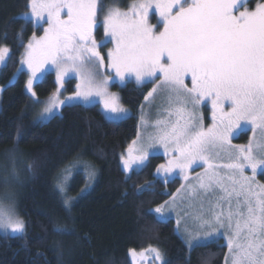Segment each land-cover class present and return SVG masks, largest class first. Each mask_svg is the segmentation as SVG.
<instances>
[{"label":"snow or ice","instance_id":"obj_1","mask_svg":"<svg viewBox=\"0 0 264 264\" xmlns=\"http://www.w3.org/2000/svg\"><path fill=\"white\" fill-rule=\"evenodd\" d=\"M28 7L37 26L43 21L48 27L26 46L22 64L30 73L27 90L36 95L33 81L49 70L46 65L55 70L58 86L41 119L65 104L59 97L66 77L79 81L67 101L98 100L117 119L127 110L120 97L108 90L111 72L121 83L134 77L138 85L156 84L145 100L163 92L166 114L155 120L152 134L144 140L138 136L128 146L121 156L124 172H135L133 165L143 166L150 155L148 148L157 144L171 156L157 168V175L163 173L169 179L179 170L188 181L189 169L204 166L195 184L181 185L170 203L155 209L158 219H167L164 213L175 209L186 189L188 197L201 198L199 210L186 213L191 218V225L185 224L184 229L190 249L204 246L198 240L201 234L210 237L218 227H226V264H264V185L256 181L257 170L264 169V3L251 11L241 0H140L127 11L118 7L105 11L102 0H29ZM152 8L159 14L162 31L159 23L149 22ZM100 13H104L106 39L97 42L94 30L99 28ZM107 43L113 47L105 56L101 49ZM8 57L9 49L0 47V65ZM102 69L107 74L101 75ZM187 76L191 87L185 83ZM205 101L212 107L208 127L197 114V106ZM141 120L147 125L143 116ZM242 127L250 128L252 135L246 145H233V136ZM246 168L251 169V176L245 174ZM57 188L65 191L63 181H58ZM209 194L216 197L215 202ZM203 199H209L207 211ZM176 223L179 228L181 221ZM0 228L13 234L25 228L12 199L0 200ZM146 254L168 264L156 248L139 253L129 250L133 264L136 257L143 260Z\"/></svg>","mask_w":264,"mask_h":264},{"label":"trees","instance_id":"obj_2","mask_svg":"<svg viewBox=\"0 0 264 264\" xmlns=\"http://www.w3.org/2000/svg\"><path fill=\"white\" fill-rule=\"evenodd\" d=\"M262 2L243 4L252 10ZM28 4L29 0H0V47L10 51L0 72L1 85L16 70L23 44L39 31L21 17ZM25 82L21 72L0 92V161L11 151L23 158L16 207L25 225L17 235L0 233V264H131L130 249L141 252L150 247L168 264H224L226 246L212 242L190 249L172 220L161 222L153 213L180 184L178 179L164 184L155 178L162 156L150 157L143 168L128 175L122 171L120 155L137 136V114L152 83L128 82L117 89L121 103L132 112L119 122L106 120L97 106L72 105L38 123L27 109ZM73 85L71 81L67 90ZM54 88L52 75L34 86L40 98ZM245 140L244 133L234 139ZM78 161L89 163L96 178L86 188V176L76 171L64 196L56 188L57 177ZM257 181L264 185V170ZM143 185L151 187L138 194Z\"/></svg>","mask_w":264,"mask_h":264},{"label":"rangeland","instance_id":"obj_3","mask_svg":"<svg viewBox=\"0 0 264 264\" xmlns=\"http://www.w3.org/2000/svg\"><path fill=\"white\" fill-rule=\"evenodd\" d=\"M122 0H117V1H104L102 0V4L104 6L105 11H107L108 8L110 7H118L121 11H127L129 5L133 4V3H138L140 2V0H129L125 3L124 6L119 5V3ZM242 3L245 2V0H241ZM264 3V2H262ZM260 3H257L252 10H254L257 5ZM247 6V4H246ZM243 10V8L241 9ZM251 11V10H250ZM236 14L238 15L239 12H236ZM62 15H65V13H62ZM103 15L104 13H100L99 16V28L98 30H94V36L95 39L97 40V42L106 39L104 36V29H103ZM149 15H150V24L155 26L158 23L160 24V28L159 30L162 31L163 30V25L162 22H160V17L159 14L155 12V9L152 8L149 10ZM21 17L26 21H30L33 25V28L38 29V32H34L29 39L23 44V48H22V52L20 54L19 60H18V65L16 70L13 72V74L7 79V81L5 82V85H1L0 84V92L3 89V87H5L6 85L12 84L15 82L17 76L23 72L26 75V82H25V91L29 97L28 100V111L29 113H31V115L33 116V119L35 122L38 123H45L47 122L49 119H51L52 117L59 115L61 112V109L65 106H72V105H82L85 107H91V106H97L99 111L102 113V115L104 116V118L106 120L109 121H113V122H119L121 120H124L130 116H132V112L129 108H127L126 106H124L122 103V107H124L127 110V114H121L122 118H114L115 114L112 113H106L103 109V106L99 103L98 100H95L92 103H88L86 101L83 100H79V101H67V97L69 96H74L75 91H76V84L79 82L78 80L75 79L74 76H72L71 78H67L66 77V83L64 84V86L60 89L61 95L59 97V99L64 100L65 104L62 105L59 109L54 110V113L51 114L50 116H47L44 119H41V116L43 114V108L46 106L49 98L51 97V95L53 93L56 92L57 89V84H56V72L54 69H51L50 65H46L45 67L47 69H49L43 76H40L39 79L34 80L33 81V92H35L34 90V86L37 83H40L42 81H44L48 75H52L53 77V82L55 84V88L52 90V92L44 97V98H40L37 95L33 96L31 92H28L27 90V81L30 78V73L27 69L26 65L22 64V58L25 54L26 51V46L28 44V42L31 40V38L35 35L37 37L42 36L44 34V29L46 27H48L46 22H41L40 26H37L35 20L31 17V9L29 7H27V11L21 15ZM46 20V18H45ZM2 47H6V46H2ZM113 47V45L111 43H107L106 47H104L103 49H101L102 55L107 54V52ZM8 48V47H7ZM9 49V48H8ZM9 55H10V51H9ZM9 58V57H8ZM6 59V63L7 60ZM4 65H0V72L1 69L5 66ZM19 70V71H18ZM107 74L106 69H102L101 70V75ZM110 75L113 77V79H110L109 81V92L111 93H115L119 96L118 90L122 87H124L128 82H131L133 84H135L136 86H141L138 85L134 79V77H130L127 78L125 80V82L121 83V81L118 78H115V73L114 71L110 73ZM73 81L74 85L71 91H68V85L69 83ZM156 83H159V81H156ZM185 83L188 87H191V77L187 76L185 77ZM156 84L152 83V88L155 87ZM152 88L150 89V91L152 90ZM36 94V93H35ZM148 94V93H147ZM146 94V96H147ZM120 97V96H119ZM121 102V100H120ZM166 107V101L164 98V93L163 92H158L156 94H154V98H149V101H146L144 98L143 104L140 106L138 114H137V118H138V131H137V136L134 140H136L138 138V136L144 140L147 138L148 135L152 134L154 132V128H153V123L155 122V120L157 118H159L161 115H164L166 113L163 112V108ZM198 108V116L203 118V122H204V126L208 127L211 125L212 123V107H211V103L210 101H205L203 102L201 105L197 106ZM225 110H227V105H225ZM142 116L148 121L147 125H145L144 123H142ZM113 117V118H110ZM241 133L246 134V140L243 143H239L238 141H234V139L238 138L239 135ZM252 133L250 128L248 127H242L241 129H239L233 136L232 139V144L233 145H246L249 141V138L251 137ZM133 140V141H134ZM132 141V142H133ZM131 142V143H132ZM130 143V144H131ZM129 144V145H130ZM128 145V146H129ZM127 146V148H128ZM126 148V149H127ZM148 152L150 153L148 160L150 157L152 156H162L163 157V162L161 164H166L168 159L171 158V156H166L164 153V148L161 147L160 145H154L152 147L148 148ZM122 155H126V150L120 155V164H121V168L122 171L124 172L123 169V164L121 161V156ZM145 161V164L148 162ZM23 158L22 156L16 152V151H11L9 153H7V155L5 157L2 158V160L0 161V200H5V199H12L15 202V212L18 216V218L20 219L18 212H17V207H16V200H17V192H18V188L22 183V176H23ZM223 162V161H221ZM144 164V165H145ZM143 165V166H144ZM143 166L137 167L136 165H133V168L135 170H140L141 168H143ZM159 167V166H158ZM93 167L90 166L89 163L87 162H83V161H78L76 163H73L72 165L68 166L66 170H64L63 172H61L59 174V176L57 177V182H56V188H57V183L58 181H63L64 184V188L65 191L63 193H61L59 190V192L65 196V193L67 191V187H68V182L70 180V178L73 176V174L76 171H82L84 173V176H86V188H90L96 178L95 175V171L92 169ZM157 170V169H156ZM204 166H196L194 165L192 169H189L188 171V177L189 180L185 181L179 174V170H175L171 175L173 178H169L166 179L165 175L163 173L157 175V171L154 172V176L156 179L160 180L162 183L166 184L174 179H178L180 184L178 186V189L181 188V185L184 184H188V183H196V177L197 175H203L204 174ZM264 169H258L257 173H256V181H257V176L260 172H262ZM222 173L225 171L223 169L220 170ZM91 172H94V175H90ZM125 173V172H124ZM126 175L130 174L129 173H125ZM245 174L248 176L252 175L251 169H245ZM258 184H260L257 181ZM262 185V184H261ZM85 188V190H86ZM58 189V188H57ZM84 190V191H85ZM83 191V192H84ZM177 194V189L176 191H174L171 196L167 199L166 202H171L173 195ZM216 194L219 195V190H216ZM209 196L212 199V202H215L216 197L212 196V194H209ZM191 199V205L189 203ZM200 202H201V198L200 197H196L194 199L188 197L187 195V190L185 189L184 191H182L179 195V197L176 200V207L174 210H169L166 211L164 213L165 217L167 219H165L164 221H168V220H172L174 222L175 225V231L176 233L180 236V238L183 240V242L187 245V243L185 242L188 237L187 234L185 233V224H188L189 226L191 225V218L190 215H186V213L191 214L197 210H199L200 208ZM234 200H233V204H234ZM165 204V202L163 203ZM203 206H204V210L207 211L208 207H209V199H203ZM225 207H227V205H225ZM156 209V208H155ZM155 209L153 210V213L155 214L156 218L158 219L159 214L155 213ZM219 211V209H217ZM21 220V219H20ZM159 220V219H158ZM177 220H180V226L179 228H177ZM0 233L2 234H10V235H17V234H13L11 232L10 229L5 230L4 228H0ZM198 240L200 242V244L204 245V244H208V243H221L224 246H226V257L229 256V249H228V241H229V232L227 230V228H219L218 227V231L214 232L210 237H206L203 234H201V236L198 237ZM197 241H193V244H196ZM188 247V245H187ZM189 248V247H188ZM139 253V252H137ZM130 258V263L133 264V257L129 255ZM136 264H160L159 261H157L155 259V257L152 254H146L145 258L143 260H141V258L136 257ZM224 264H226V261L224 259Z\"/></svg>","mask_w":264,"mask_h":264},{"label":"water","instance_id":"obj_4","mask_svg":"<svg viewBox=\"0 0 264 264\" xmlns=\"http://www.w3.org/2000/svg\"><path fill=\"white\" fill-rule=\"evenodd\" d=\"M146 187V185L140 186L139 188H137V193L141 194L143 192H141V189H144Z\"/></svg>","mask_w":264,"mask_h":264}]
</instances>
